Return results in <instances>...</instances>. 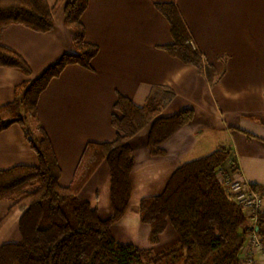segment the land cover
Segmentation results:
<instances>
[{
	"label": "crops",
	"instance_id": "crops-1",
	"mask_svg": "<svg viewBox=\"0 0 264 264\" xmlns=\"http://www.w3.org/2000/svg\"><path fill=\"white\" fill-rule=\"evenodd\" d=\"M47 1L54 10L53 31L38 33L13 25L2 35L3 44L29 64L31 79L63 54L75 52L73 30L65 23L68 0ZM159 4L177 8L193 48L216 73L213 82L206 71L199 72L166 50L171 30ZM82 22L87 41L99 48L92 69L68 66L38 102V121L55 150L62 186L72 183L88 142L115 140L111 117L120 96L139 107L157 108L163 117L185 109L194 113L163 143L164 155L151 154L150 129L130 140L135 160L132 195L126 215L111 228L117 242L150 248V227L140 218L141 201L162 194L183 163L219 148L230 151L221 176L237 177L250 190L258 186L257 193L264 196V0H90ZM27 79L19 70L0 68V107L15 101ZM36 165L37 155L19 125L0 133V171ZM110 191L109 168L103 164L80 195L106 220L112 215ZM10 206L9 201L0 202V222ZM20 215L0 226V246L20 241ZM176 239L168 229L160 246ZM248 253L245 245L241 264H246L242 258Z\"/></svg>",
	"mask_w": 264,
	"mask_h": 264
},
{
	"label": "trees",
	"instance_id": "trees-1",
	"mask_svg": "<svg viewBox=\"0 0 264 264\" xmlns=\"http://www.w3.org/2000/svg\"><path fill=\"white\" fill-rule=\"evenodd\" d=\"M89 1L68 0L66 4L65 23L73 30L75 52L63 54L40 76L31 79L29 64L3 44L2 35L13 25L49 33L55 27L54 10L47 0H0V68L19 70L28 78L19 87L15 101L0 107V133L19 125L38 158L36 166L0 171V202H11L0 226L21 213V239L0 246V264H241V252L252 226L244 208L224 187L221 174L230 158L226 148L183 163L162 194L141 201L140 218L150 227V248L119 243L111 234L131 201L135 160L130 140L150 129L151 154L164 155L163 143L192 120V109L163 117L157 108L139 107L130 98L120 96L111 117L115 140L88 142L72 183L61 185L55 150L38 121V102L51 81L68 66L92 69L99 48L87 41L82 22ZM157 9L170 25L172 43L166 50L199 72L206 71L213 82L216 73L212 67H205L193 48L177 8L159 4ZM103 164L109 168L111 184L112 215L106 220L80 195ZM251 188L259 192L258 186ZM168 229L177 235L176 246L160 251L161 238ZM256 231L264 241V208Z\"/></svg>",
	"mask_w": 264,
	"mask_h": 264
},
{
	"label": "built area",
	"instance_id": "built-area-1",
	"mask_svg": "<svg viewBox=\"0 0 264 264\" xmlns=\"http://www.w3.org/2000/svg\"><path fill=\"white\" fill-rule=\"evenodd\" d=\"M224 187L235 200L244 208L251 220L250 237L246 245L249 253L243 256L246 264H264V241L256 231L258 216L264 208V196L250 190L241 179L231 175L224 177Z\"/></svg>",
	"mask_w": 264,
	"mask_h": 264
},
{
	"label": "rangeland",
	"instance_id": "rangeland-1",
	"mask_svg": "<svg viewBox=\"0 0 264 264\" xmlns=\"http://www.w3.org/2000/svg\"><path fill=\"white\" fill-rule=\"evenodd\" d=\"M222 179H224V177H222ZM176 242L173 243H169V244H163L162 246H160L159 250H168V249H173L176 245Z\"/></svg>",
	"mask_w": 264,
	"mask_h": 264
}]
</instances>
